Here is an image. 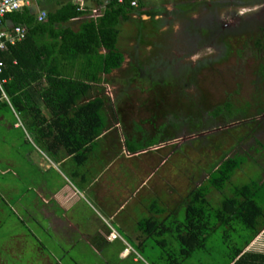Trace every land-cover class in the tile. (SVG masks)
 I'll list each match as a JSON object with an SVG mask.
<instances>
[{"label":"rangeland","instance_id":"rangeland-1","mask_svg":"<svg viewBox=\"0 0 264 264\" xmlns=\"http://www.w3.org/2000/svg\"><path fill=\"white\" fill-rule=\"evenodd\" d=\"M52 4L48 0L40 7L50 11ZM263 29L264 0H147L144 8L133 12L132 19L122 23L119 38V48L128 60L94 91L101 90L105 96L107 122L119 119L125 136L136 133L140 138L135 144L148 151L132 161L122 156L112 169H105L106 162L101 160L103 171L90 172L99 175L97 186L111 190L140 186L138 197L144 200L155 185L173 205H186L191 190L209 187L212 166L236 154L245 155L241 170L247 174L232 178L224 192L257 179L261 170L254 155L262 154L260 139L264 137L258 128L264 124L258 114L263 112L261 107L264 110V78H259L264 76ZM191 75L205 79L204 92L197 77L193 78L196 83H188ZM225 104L232 105L230 112ZM217 108H224L222 114L215 113ZM11 109H0V264H171L182 260L180 239L166 240L156 234L140 243L126 237L132 254L122 258L123 239L109 241L98 232L106 229L110 234L118 229L117 221L89 195L76 208L85 216L83 220L75 211L68 213L85 225L75 233L73 244L60 242L38 227L37 221L48 225L36 210L40 180L59 186L63 181L54 170L42 173L37 157L41 151L49 153L29 127H10L17 121ZM209 189L208 198L217 207L223 194ZM135 202L119 219H128ZM135 214L137 219L145 215ZM185 215L183 207L176 219L185 220ZM129 219L133 224L137 221L134 216ZM217 221L213 214L212 222ZM232 226L239 232L229 231L224 224L210 235L193 262H227L230 247L241 246L249 232L239 222ZM82 232L94 236L87 239Z\"/></svg>","mask_w":264,"mask_h":264},{"label":"trees","instance_id":"trees-1","mask_svg":"<svg viewBox=\"0 0 264 264\" xmlns=\"http://www.w3.org/2000/svg\"><path fill=\"white\" fill-rule=\"evenodd\" d=\"M131 1H109L102 17L82 22L77 31L65 25L86 12L70 1L55 11L50 10L44 22H38L32 7L10 13L0 20V30L11 25L28 27L23 41L8 50H0V61L4 63L0 74V109L12 108L11 112L14 109L20 116H29L32 119L30 129L36 139L53 138L48 151L53 147L62 148L73 155L78 164H83L106 130V99L88 100L86 97L103 74H111L124 63L125 56L119 48L121 25L128 21L131 13L144 8L147 0H139V8H132ZM102 48L107 52L101 54ZM72 63H78L74 66L78 71L75 75L69 72ZM228 109L232 110V105L229 104ZM130 148L140 149L137 145ZM245 161V155L241 154L223 157L211 168L209 187L224 192ZM209 187L201 185L189 193L183 222L188 236L179 235L182 245L206 246L215 231L213 214L226 223L238 219L246 228L254 230L264 212L260 184L232 187V194L225 195L220 208H215L208 198ZM162 225L144 220L141 229L151 233L158 230L156 235L161 237L170 229H180L179 226L167 225L166 228ZM191 247L183 251H190Z\"/></svg>","mask_w":264,"mask_h":264},{"label":"crops","instance_id":"crops-1","mask_svg":"<svg viewBox=\"0 0 264 264\" xmlns=\"http://www.w3.org/2000/svg\"><path fill=\"white\" fill-rule=\"evenodd\" d=\"M53 1L52 5H55L50 10H57L60 7L63 6V4L67 2H72L74 5H77L79 8V5L74 0H50ZM48 0H38L37 4H34L30 7H32L34 10H37V16L39 11L46 10L44 8H41L40 6L44 5L46 6ZM108 2H100L98 0H86V9L80 10L83 12H86L84 15H81L69 23H67L65 26L71 27L73 30L77 31L79 29V26L82 22L90 19H98L99 17H102L103 14L106 11ZM51 5V6H52ZM49 12V11H47ZM135 12V11H134ZM131 13L129 16V20L132 19ZM126 22V21H124ZM74 23H77V26L73 25ZM15 25H11L7 28H12ZM28 28V27H27ZM121 50V49H120ZM122 51V50H121ZM107 50L102 48L100 50L101 54L106 53ZM122 53L125 56L124 62L128 60L127 55L122 51ZM78 62V61H77ZM80 62V61H79ZM65 65H67V62H64ZM75 65L78 66V63H72L69 67L71 68L69 72L72 75H75L78 71L75 69ZM75 66V67H74ZM117 70V69H116ZM106 74H103L101 76V81L99 83H93V88L90 90L89 94L87 95L86 99H94L96 97H102L105 98L101 90H99L97 93L94 91V88L96 86H102L105 80ZM97 89V88H96ZM38 93H36L37 95ZM6 97V95H5ZM14 110V109H13ZM15 112V110H14ZM16 113V112H15ZM106 113V112H105ZM108 116V115H107ZM17 121L14 124H9L10 127H15L16 129L25 128L28 130V127L31 128V122L32 119L28 117H23L16 113ZM2 117H0L1 119ZM5 115L3 116V119H5ZM109 120V118H108ZM32 129V128H31ZM263 136H264V130H262ZM31 133L36 138V134L34 132ZM124 124L121 123V121L118 119L116 122H109L108 126L104 133L97 139L96 141V147L92 151V153L89 155L87 161L83 164H78L74 158L73 155H69L66 150L62 148H55L53 147L52 151H48L47 147H51L53 141V138H47V139H37L40 141V144L48 151L49 155L43 154V151H41V156L37 157V159L40 161L38 163V167L43 172H50V171H56L57 175L62 179L63 185L59 186L56 185L53 181L41 179L40 185L38 187V199L40 201H37L35 204L37 205V212L38 215H40L41 218H44L47 220L48 225H42L40 221H37L38 227L43 228V230L46 233H49L52 235V237H58L60 242L73 244L75 242V233L79 232L82 227H85V225L82 226V222H78L75 219H72L68 217L69 212H76L78 213V210L76 211V208L78 204L84 200L88 199L87 195L89 197L93 198L97 203H99L102 210H104L112 220L117 221V228L115 229L118 234L120 235L119 238L123 239L125 246L124 249L120 252V256L122 258H128L132 252V248L129 247L128 241L125 239L126 237L131 238L134 241L141 242L143 239L148 238L152 236L153 234H157L158 230L153 231H144L141 229V223L144 220H150L152 222H158L160 224H163L162 226H165L167 228V225L169 227H180V229H170L167 233L162 236V238L166 239L167 237H178L179 235H185L188 236V230L184 227L183 228V222L184 220H173V217H177L178 211L181 208H186L188 204H175L173 205L171 201H167V193H161V195L157 192V188L155 185H153L147 192V197L144 198V200L140 199L138 197V192L140 191V186L137 190H132L130 188L123 189L122 190H111L106 189L104 187L97 186L99 183V175L93 176L91 175V171L93 169H97L101 172L103 171V168L99 165V162L101 160H104L106 162V168H114V166L117 164V162L122 159V156H126L129 161L134 160L138 156H141L145 152L148 151V149H138L137 151H131L130 153L129 146H134L136 139H139L140 137L136 133H126L124 134ZM139 141V140H138ZM131 142L128 146V148L125 147V143ZM260 145L262 147V154L257 153V156L254 155L256 160L254 161L257 164L258 169H260V176L250 181L249 184H260V196L262 201V207L264 209V137L260 139ZM156 146V145H155ZM101 150H98L100 149ZM153 149V148H152ZM253 157V156H252ZM246 162V161H245ZM34 163V162H33ZM245 164V163H244ZM243 164V165H244ZM127 167L131 168L132 171L134 169V166L131 164H128ZM243 167V166H242ZM242 167L238 169L232 178H236L237 176H241L243 173L245 175L247 172L242 173ZM104 169V170H105ZM47 172V173H48ZM138 174V173H137ZM140 174V173H139ZM155 174V172L153 173ZM114 179H118L119 175L115 174ZM140 183L141 177L138 178ZM147 181H144L143 184H146ZM232 182V179H231ZM247 185V184H244ZM170 189V188H169ZM253 190L256 191V188L254 187ZM227 192V193H226ZM226 192L219 191V195L221 196L223 194V197L225 195H231L232 189ZM160 195V196H158ZM146 196V193H145ZM144 196V197H145ZM221 198V201L217 203V207L220 208L222 206V200L224 198ZM170 199V198H169ZM171 200V199H170ZM21 202L23 200H20ZM133 201H136L133 207H131V211L128 215V219H119L120 214L124 212L128 207H130L131 203ZM216 204V203H215ZM22 206H25L23 203ZM87 207V206H86ZM27 208V206H26ZM28 209V208H27ZM31 212L32 210H29ZM135 212H138L141 216V214H145L140 219L136 217ZM135 217L137 221L133 224V222L129 219L132 217ZM79 220L82 219V217L85 218V216L81 213H78L76 216ZM83 220V219H82ZM239 222L238 219H230L229 222L226 223V221H222V219H218L217 222H213L215 231L218 230L220 227H222L224 224L229 227V231H235L239 232L235 227H233V223ZM89 224L88 220H85L84 224ZM170 223V224H169ZM242 224V223H241ZM255 229L249 230L247 236L245 235L244 241L241 246L233 245L230 247L229 254L227 255L228 261L224 264H264V245L258 244L255 242L257 238L260 236L261 240L264 243V212L261 214L257 222L255 223ZM171 225V226H170ZM156 225H152L151 227L154 228ZM81 232V231H80ZM99 234L108 237L109 241H112L110 239V234H107L106 229L98 230ZM82 236L90 239L94 236V234L89 235L88 232H82ZM226 237H228V234H225ZM169 238V239H170ZM167 240V239H166ZM250 240L249 242H247ZM207 246V245H206ZM204 247H195V246H188V244L182 245L179 249L180 255L182 256L181 261H177L176 263L171 264H198L197 262H193L192 259H195V256L197 255L198 250L205 249ZM188 247L191 250L190 251H183V248ZM42 250V249H41ZM241 252L237 255V252ZM227 251V250H226ZM172 256V255H171ZM135 260L138 261V258L135 257Z\"/></svg>","mask_w":264,"mask_h":264},{"label":"built area","instance_id":"built-area-1","mask_svg":"<svg viewBox=\"0 0 264 264\" xmlns=\"http://www.w3.org/2000/svg\"><path fill=\"white\" fill-rule=\"evenodd\" d=\"M79 5V10L86 9V0H74ZM100 2H109L112 0H98ZM125 0H118L119 3H123ZM38 0H0V20L3 19L10 13L23 10L26 7H30L34 4H37ZM132 8H139L140 1L132 0ZM48 12L46 10H40L38 13V22H44L47 18ZM28 28L25 25H15L12 28L0 30V50H8L11 46L17 45L19 42L23 41L26 38ZM4 63L0 61V74L3 71ZM111 240H115L120 237L118 232L114 230L109 236ZM259 236L255 241L258 244H263V241Z\"/></svg>","mask_w":264,"mask_h":264},{"label":"flooded vegetation","instance_id":"flooded-vegetation-1","mask_svg":"<svg viewBox=\"0 0 264 264\" xmlns=\"http://www.w3.org/2000/svg\"><path fill=\"white\" fill-rule=\"evenodd\" d=\"M263 33H264V29H263ZM199 36H201V35H199ZM197 41H199V40H197ZM201 43V42H200ZM260 45V44H259ZM261 46V45H260ZM203 47V46H202ZM261 48L262 49H264V46H261ZM261 49V50H262ZM261 67H264V63H262L261 64ZM263 71H264V69H263ZM264 73V72H263ZM195 77H197L198 78V82L201 84V88H202V91L204 92V87H203V83L205 82V79H203V77L200 75V76H194V75H191V77H190V79L191 80H189L188 81V83L190 84V82H192L193 81V83H196V82H194V79L193 78H195ZM259 78H261V79H263L264 78V76L262 75V76H260ZM160 81H162V79L160 80ZM192 84V83H191ZM193 85V84H192ZM185 86L186 87H188V85H186L185 84ZM197 88H198V86H197ZM228 105L229 104H225V111H228V112H230L231 110H229L228 109ZM263 112H261V113H259L258 111V114L260 115V116H262L263 118H264V110L262 109V107L260 108ZM204 111V110H203ZM224 111V108H217V110H215V113H217V114H222V112ZM219 112V113H218ZM249 112V111H248ZM257 124H258V122H257ZM264 124H260V126H258V128L260 129L261 128V133H262V126H263ZM170 126H171V124H170ZM169 126V127H170Z\"/></svg>","mask_w":264,"mask_h":264}]
</instances>
